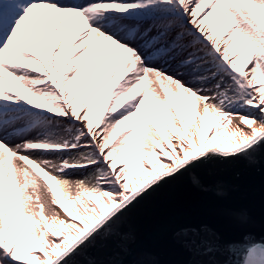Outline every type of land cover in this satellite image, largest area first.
I'll use <instances>...</instances> for the list:
<instances>
[{
  "label": "snow or ice",
  "instance_id": "obj_1",
  "mask_svg": "<svg viewBox=\"0 0 264 264\" xmlns=\"http://www.w3.org/2000/svg\"><path fill=\"white\" fill-rule=\"evenodd\" d=\"M262 147L264 0H0V264H69L153 188Z\"/></svg>",
  "mask_w": 264,
  "mask_h": 264
},
{
  "label": "water",
  "instance_id": "obj_2",
  "mask_svg": "<svg viewBox=\"0 0 264 264\" xmlns=\"http://www.w3.org/2000/svg\"><path fill=\"white\" fill-rule=\"evenodd\" d=\"M246 242H264V147L153 188L69 264H228Z\"/></svg>",
  "mask_w": 264,
  "mask_h": 264
},
{
  "label": "rangeland",
  "instance_id": "obj_3",
  "mask_svg": "<svg viewBox=\"0 0 264 264\" xmlns=\"http://www.w3.org/2000/svg\"><path fill=\"white\" fill-rule=\"evenodd\" d=\"M64 2H67V0H64ZM234 123V122H233ZM229 127H231V125H229ZM247 130V129H245ZM213 133H209V135H212ZM19 141H16L14 143H18ZM49 158H52V157H49ZM52 159H55V158H52ZM84 175H87L86 172H76L73 176H71L70 178L71 179H77V178H83Z\"/></svg>",
  "mask_w": 264,
  "mask_h": 264
},
{
  "label": "bare ground",
  "instance_id": "obj_4",
  "mask_svg": "<svg viewBox=\"0 0 264 264\" xmlns=\"http://www.w3.org/2000/svg\"><path fill=\"white\" fill-rule=\"evenodd\" d=\"M233 122H234V123L238 122V117H234V118H233ZM14 142H16V141H14Z\"/></svg>",
  "mask_w": 264,
  "mask_h": 264
}]
</instances>
